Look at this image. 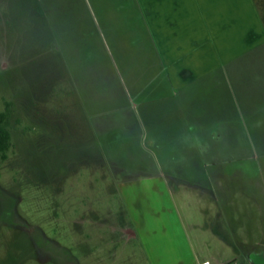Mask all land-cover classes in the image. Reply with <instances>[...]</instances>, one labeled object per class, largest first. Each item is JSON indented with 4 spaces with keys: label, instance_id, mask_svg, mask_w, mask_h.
Instances as JSON below:
<instances>
[{
    "label": "crops",
    "instance_id": "0c3cea01",
    "mask_svg": "<svg viewBox=\"0 0 264 264\" xmlns=\"http://www.w3.org/2000/svg\"><path fill=\"white\" fill-rule=\"evenodd\" d=\"M44 9L57 12L62 40L67 27L82 39L88 28L87 58L98 61L78 69L87 70L78 83L91 126L126 180L164 188L170 264H264V20L255 1L44 0Z\"/></svg>",
    "mask_w": 264,
    "mask_h": 264
},
{
    "label": "rangeland",
    "instance_id": "374dc122",
    "mask_svg": "<svg viewBox=\"0 0 264 264\" xmlns=\"http://www.w3.org/2000/svg\"><path fill=\"white\" fill-rule=\"evenodd\" d=\"M254 1L264 20V0ZM57 19L44 0H0V110L13 102L0 264H170L164 188L126 180L120 156L104 149L78 83L87 73L78 69L98 61L87 58L88 28L82 39L67 27L62 40ZM111 77L125 84L121 70Z\"/></svg>",
    "mask_w": 264,
    "mask_h": 264
},
{
    "label": "trees",
    "instance_id": "16d2710c",
    "mask_svg": "<svg viewBox=\"0 0 264 264\" xmlns=\"http://www.w3.org/2000/svg\"><path fill=\"white\" fill-rule=\"evenodd\" d=\"M13 102L7 101L3 110H0V158L6 159L12 146V132L10 129V117Z\"/></svg>",
    "mask_w": 264,
    "mask_h": 264
},
{
    "label": "built area",
    "instance_id": "2783aa9c",
    "mask_svg": "<svg viewBox=\"0 0 264 264\" xmlns=\"http://www.w3.org/2000/svg\"><path fill=\"white\" fill-rule=\"evenodd\" d=\"M200 264H210L208 260L202 261Z\"/></svg>",
    "mask_w": 264,
    "mask_h": 264
}]
</instances>
